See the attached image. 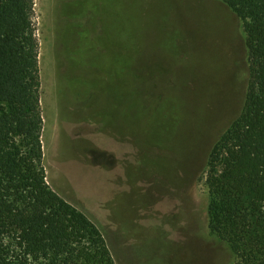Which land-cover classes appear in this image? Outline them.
I'll list each match as a JSON object with an SVG mask.
<instances>
[{
	"label": "rangeland",
	"instance_id": "1",
	"mask_svg": "<svg viewBox=\"0 0 264 264\" xmlns=\"http://www.w3.org/2000/svg\"><path fill=\"white\" fill-rule=\"evenodd\" d=\"M44 165L117 264H237L209 229V154L249 84L222 0H34Z\"/></svg>",
	"mask_w": 264,
	"mask_h": 264
},
{
	"label": "trees",
	"instance_id": "2",
	"mask_svg": "<svg viewBox=\"0 0 264 264\" xmlns=\"http://www.w3.org/2000/svg\"><path fill=\"white\" fill-rule=\"evenodd\" d=\"M243 24L249 84L208 159L209 229L237 264H264V0H222ZM34 0H0V264H117L99 226L44 165Z\"/></svg>",
	"mask_w": 264,
	"mask_h": 264
}]
</instances>
